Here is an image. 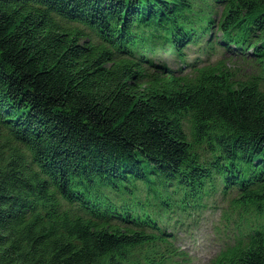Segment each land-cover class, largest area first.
Masks as SVG:
<instances>
[{
  "label": "trees",
  "instance_id": "1",
  "mask_svg": "<svg viewBox=\"0 0 264 264\" xmlns=\"http://www.w3.org/2000/svg\"><path fill=\"white\" fill-rule=\"evenodd\" d=\"M208 211L264 264V0H0V264H194Z\"/></svg>",
  "mask_w": 264,
  "mask_h": 264
},
{
  "label": "rangeland",
  "instance_id": "2",
  "mask_svg": "<svg viewBox=\"0 0 264 264\" xmlns=\"http://www.w3.org/2000/svg\"><path fill=\"white\" fill-rule=\"evenodd\" d=\"M166 57V53H163ZM217 55L213 56L215 58ZM167 60L174 62V59L167 57ZM211 60H213L211 58ZM219 211L204 213L200 225L194 233L186 232L183 235V243L195 256L194 264H205L211 256L214 255L217 245L219 244V236L212 230V225L218 220ZM194 237H190L193 236Z\"/></svg>",
  "mask_w": 264,
  "mask_h": 264
}]
</instances>
